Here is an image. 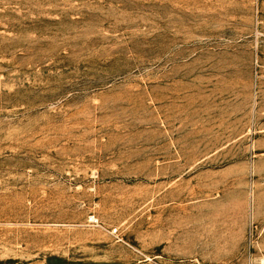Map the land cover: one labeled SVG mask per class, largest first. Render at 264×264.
Returning <instances> with one entry per match:
<instances>
[{
	"label": "rangeland",
	"instance_id": "374dc122",
	"mask_svg": "<svg viewBox=\"0 0 264 264\" xmlns=\"http://www.w3.org/2000/svg\"><path fill=\"white\" fill-rule=\"evenodd\" d=\"M0 264H264V0H0Z\"/></svg>",
	"mask_w": 264,
	"mask_h": 264
}]
</instances>
